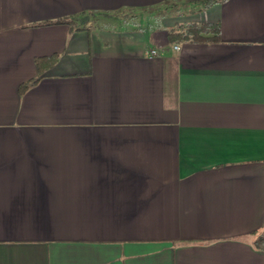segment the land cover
Masks as SVG:
<instances>
[{
  "label": "crops",
  "instance_id": "0c3cea01",
  "mask_svg": "<svg viewBox=\"0 0 264 264\" xmlns=\"http://www.w3.org/2000/svg\"><path fill=\"white\" fill-rule=\"evenodd\" d=\"M166 1L0 0V264H264V0L54 23Z\"/></svg>",
  "mask_w": 264,
  "mask_h": 264
},
{
  "label": "rangeland",
  "instance_id": "374dc122",
  "mask_svg": "<svg viewBox=\"0 0 264 264\" xmlns=\"http://www.w3.org/2000/svg\"><path fill=\"white\" fill-rule=\"evenodd\" d=\"M199 7L200 5L198 3L192 4L186 0H169L145 10H120L109 13L83 14L69 21L70 25L74 28H89L117 32L118 30L130 28L127 27L128 25L145 26L146 22L154 23L153 17L156 13L164 15L167 11L170 15H166L172 17H184L188 16L190 13L194 12L193 10H196ZM163 8L165 9L163 10Z\"/></svg>",
  "mask_w": 264,
  "mask_h": 264
},
{
  "label": "trees",
  "instance_id": "16d2710c",
  "mask_svg": "<svg viewBox=\"0 0 264 264\" xmlns=\"http://www.w3.org/2000/svg\"><path fill=\"white\" fill-rule=\"evenodd\" d=\"M187 2L198 3L200 9H207L213 5L221 4L227 0H186ZM165 8H163L164 10ZM163 16L156 13L153 17L154 22H159ZM55 24H64L70 27V31H79L81 28H74L70 25L69 20H59L54 22ZM219 40V27L217 23H185L177 26L176 28H170L167 30V41L169 43L176 42H192L203 43L210 42L215 43ZM56 60L55 56L39 57L33 59V64L37 72H42L44 69L50 67ZM26 83L19 86L18 90L21 91L26 87ZM254 246L264 251V225L260 232L256 234V238L253 242Z\"/></svg>",
  "mask_w": 264,
  "mask_h": 264
},
{
  "label": "built area",
  "instance_id": "2783aa9c",
  "mask_svg": "<svg viewBox=\"0 0 264 264\" xmlns=\"http://www.w3.org/2000/svg\"><path fill=\"white\" fill-rule=\"evenodd\" d=\"M172 49H173V50H177V47H176V46H173ZM154 54H155V52H154V51H151V52H149V53L147 54V56H148V57H151V56L154 55Z\"/></svg>",
  "mask_w": 264,
  "mask_h": 264
}]
</instances>
